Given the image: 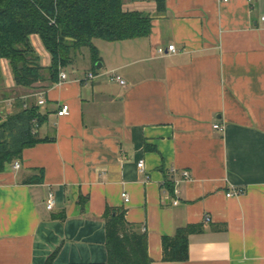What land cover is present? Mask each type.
Returning <instances> with one entry per match:
<instances>
[{"label":"crops","instance_id":"crops-1","mask_svg":"<svg viewBox=\"0 0 264 264\" xmlns=\"http://www.w3.org/2000/svg\"><path fill=\"white\" fill-rule=\"evenodd\" d=\"M124 9L151 14L150 35L97 40L96 65L81 50L62 83L18 87L1 62L2 110L31 99L48 141L0 173V264H44L54 252L59 264L106 263L109 208L146 234L151 264H264V0H166L162 15L153 0H124ZM31 41L48 68L40 37ZM170 45L176 52L158 53ZM40 170L41 183H24ZM188 225L202 227L189 235V259L164 261L163 238Z\"/></svg>","mask_w":264,"mask_h":264},{"label":"trees","instance_id":"trees-1","mask_svg":"<svg viewBox=\"0 0 264 264\" xmlns=\"http://www.w3.org/2000/svg\"><path fill=\"white\" fill-rule=\"evenodd\" d=\"M136 1V0H133ZM156 15L166 12V0H153ZM154 17L146 12L126 11L124 0H0V85L4 80L1 62L8 61L15 85L32 88L48 81L58 83L60 73L70 68L82 49L90 50L94 65L100 60L96 40L119 42L148 37ZM38 35L51 56L44 68L31 37ZM47 72L45 76L44 72ZM16 108L3 111L0 105V173L23 158L26 149L48 141L39 128L46 121L36 104L16 100ZM43 172L28 177L25 184H39ZM108 261L98 264H151L146 234L126 220L124 209H107ZM200 225L178 228L163 238V260L189 259V235ZM44 264H59L56 252ZM96 264V263H94Z\"/></svg>","mask_w":264,"mask_h":264},{"label":"built area","instance_id":"built-area-1","mask_svg":"<svg viewBox=\"0 0 264 264\" xmlns=\"http://www.w3.org/2000/svg\"><path fill=\"white\" fill-rule=\"evenodd\" d=\"M263 19V21H264V17L262 18ZM167 52H176V47L174 46V45H170L167 49H165V48H159L158 49V53L159 54H165V53H167ZM97 76H96V74H94V73H89L88 75H87V79H89V80H92V79H94V78H96ZM67 78H68V75L65 73V72H61L60 73V75H59V81H58V83H62V82H64V81H66L67 80ZM109 79L111 80V81H114V82H118L120 85H122V86H124V85H126V82H125V80L116 72V71H111L110 73H109ZM40 105H42V104H44L45 103V99H44V96L43 95H41V99L39 100V102H38ZM70 113V108H69V106L67 105V104H62L61 106H60V108H59V110H58V116H66V115H68ZM215 128H220V126L219 125H215L214 126ZM138 167L139 168H141V169H144V161H140L139 162V164H138ZM14 168L15 169H20L21 168V163H20V161H16L15 163H14ZM182 175H183V178L184 179H186V180H189L190 179V173L188 172V171H184L183 173H182ZM243 191L242 190H233L232 192H230L229 194H227L228 196H232V195H239V194H241ZM122 197L125 199V202L126 203H128L129 201H130V198H129V196H128V194L127 193H123L122 194ZM178 203V201H175V204H177ZM46 207H47V209L48 210H52L53 208H54V206H55V196H54V194L51 192V193H49V195H48V198H47V200H46Z\"/></svg>","mask_w":264,"mask_h":264},{"label":"rangeland","instance_id":"rangeland-1","mask_svg":"<svg viewBox=\"0 0 264 264\" xmlns=\"http://www.w3.org/2000/svg\"><path fill=\"white\" fill-rule=\"evenodd\" d=\"M97 42H99V41H95V43L97 44ZM35 48V47H34ZM82 52L86 55L87 54V52H88V49L87 48H84V49H82ZM78 58H77V64H79L80 65V63L82 64V62H83V55H82V53H79L78 54V56H77ZM4 90V89H3ZM9 94V93H8Z\"/></svg>","mask_w":264,"mask_h":264}]
</instances>
